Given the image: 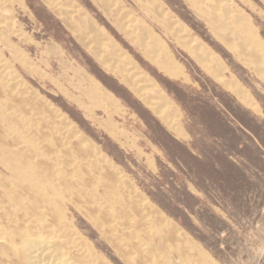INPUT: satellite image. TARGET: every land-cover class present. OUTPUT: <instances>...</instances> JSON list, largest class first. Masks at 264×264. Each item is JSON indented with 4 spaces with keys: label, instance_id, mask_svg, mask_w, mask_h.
Segmentation results:
<instances>
[{
    "label": "rangeland",
    "instance_id": "obj_1",
    "mask_svg": "<svg viewBox=\"0 0 264 264\" xmlns=\"http://www.w3.org/2000/svg\"><path fill=\"white\" fill-rule=\"evenodd\" d=\"M218 3L0 0V80L13 84L0 86V143L32 148L23 136L50 133L55 117L93 160L128 179L181 240L211 258L208 264H264V0ZM79 73L94 82L91 102ZM39 139L51 145L56 136ZM1 175L13 178L0 163ZM66 193L70 231L53 237L74 264L203 262L196 255L187 262L161 241L163 232L129 222L123 229L112 215L95 223L87 204ZM138 243L147 246L137 250ZM8 262L19 261L12 255Z\"/></svg>",
    "mask_w": 264,
    "mask_h": 264
},
{
    "label": "bare ground",
    "instance_id": "obj_2",
    "mask_svg": "<svg viewBox=\"0 0 264 264\" xmlns=\"http://www.w3.org/2000/svg\"><path fill=\"white\" fill-rule=\"evenodd\" d=\"M210 1L214 3L212 7H214L215 5L219 6V0ZM213 15L218 18L219 13L216 9L213 11ZM218 24L222 25L223 27L225 26L224 23ZM164 28L168 30L169 26L165 25ZM93 41L98 44L100 43L98 42V40L96 41V38L93 39ZM198 59L205 67H207L204 59ZM210 71L212 73L214 72L212 70ZM79 74L83 79V82H87L88 84H90L89 89H84L83 87H80V89L82 95L86 97L89 102H91V91L94 90L95 87L94 82H92L91 79H89L87 76H84L82 73ZM7 82H0V86L3 90H6V88H9L12 84V82H9L11 83L9 85V83ZM81 105L85 109L87 108L86 103L81 102ZM40 109L41 107L39 106L35 109L32 108V110L35 112H40ZM9 114H12L13 116V112H10ZM40 118L43 117L41 116ZM18 120L21 119L19 118ZM48 121L50 120L48 119ZM52 122L53 125L51 124L52 126L50 127V133L45 134L46 132H41V136L39 134L30 136L29 134L32 130H29V134L24 132L26 133V135H24L23 137H27V139L24 140V138L23 140H21L23 142L29 141V143H31L33 146L32 148L30 146L24 145L22 142H19L17 140L14 144H7L8 142L6 144L0 143V163L11 173V177H13L12 179L2 178V175L0 177V264H10V262H8V258L12 257V255L17 256V259L19 261L13 264H72L73 262H77L71 258L73 256L70 255V258L72 260L71 263V261H69V257V259H66L65 256L61 254L59 244L60 241L57 242V240H55V238L53 237V235H57L58 231H61V229L70 231V227L68 226L69 224L67 225L65 223L64 217L62 215L63 205L61 202V197L65 192L74 195L75 199L77 198L80 203L87 204L85 205V207L88 208L87 215L95 220V223L100 222V220L103 223V218L107 219L109 215H112L115 218H118L119 221L116 222L120 224L122 228L124 227L123 229H125L126 226L124 224H127L129 222L138 230L143 229V231H148L151 228L159 234L163 232L160 236L161 241L168 243V245H172L174 249L176 248L179 250V252H182L183 255L186 256L187 262L198 260L195 258L196 255L200 260L203 261L201 262V264L209 263L208 259L211 258L207 257L208 259H205V255L200 252V248L197 247L193 242H190L188 240L186 241L184 240V238L181 240L175 227H168V224L158 216V213L152 208L150 203H148V201L139 194L134 185L130 184L128 179L121 177L120 173H118L116 169H112V167L106 160H93L91 158V155L93 153L92 150L87 151L84 148L85 145L83 146L81 140L79 139L80 141H77L75 134H69L68 130L65 129V127H63L62 125H58L55 117L53 118ZM42 123L44 124V122ZM18 124L21 125L22 123ZM12 125H14V123ZM42 126L40 128H42ZM14 127L15 126H13V128ZM16 128H18L17 125ZM24 130L25 129H23V131ZM46 130L48 131V129ZM21 131L22 130H20V132ZM19 134L21 135V133ZM53 136H56V139L54 140V142H52L51 145L45 144L44 142L43 145L39 139L41 137H47L51 139V137ZM70 195L68 194V196ZM18 212L20 214H18ZM112 216H109L108 218L111 217L113 219ZM7 222H9V224ZM115 228L117 230L116 226ZM47 231L48 233L50 231L49 235H51V237L45 235V233L47 234ZM127 231H129V229ZM59 234L61 235L60 232ZM122 234L124 235V233ZM70 235V237L72 238V233ZM136 235H139V233ZM74 236H76V234ZM74 236L73 238H75ZM62 238H60V240ZM118 239L114 241H117ZM126 239L128 238L126 237ZM75 241L76 240H74L73 243ZM126 241L128 242L129 239ZM130 243L132 244V246H134L132 242ZM135 243L137 242L135 241ZM150 243L148 244V246L150 245ZM76 244L78 245V243H75L72 244L71 247L75 248ZM120 244L122 243L120 242ZM125 244H123V246L121 245L122 248L128 245ZM141 245L143 246L145 244L142 243ZM139 246L137 250L142 247ZM150 247L152 248V246ZM84 248H86V245L84 246ZM131 248H127L126 250H133ZM134 248H136V244ZM66 249L68 250L67 246ZM78 249L75 248V250L77 251ZM79 250L81 251V249ZM141 250H144V247ZM188 252H190V254ZM121 254L122 256L127 258V254H125L124 252H121ZM171 254L172 252L170 251V255ZM87 255L85 257H87ZM137 256L138 253L136 254V257ZM148 256L149 255H147V257ZM94 258L96 257L94 256ZM94 258L93 260L96 261V259ZM141 258L146 259L144 256ZM158 258L161 257L158 256ZM169 259H171V257ZM137 260L134 261L133 259V263L137 264ZM162 260L160 262H162ZM174 260L175 264L178 262V264H180V262H183L181 261L180 257ZM90 261H92L91 258ZM143 261L144 263L146 261V264L149 263L147 262L148 260ZM165 261L166 259H164V262ZM169 262L171 263V260H169ZM194 262H191V264H195ZM95 263L97 264V262ZM100 263L102 264V262ZM89 264L92 263L89 262ZM182 264L185 263L183 262Z\"/></svg>",
    "mask_w": 264,
    "mask_h": 264
}]
</instances>
